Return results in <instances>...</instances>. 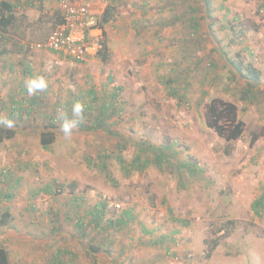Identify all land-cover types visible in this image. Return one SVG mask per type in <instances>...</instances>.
I'll return each mask as SVG.
<instances>
[{"label":"rangeland","instance_id":"1","mask_svg":"<svg viewBox=\"0 0 264 264\" xmlns=\"http://www.w3.org/2000/svg\"><path fill=\"white\" fill-rule=\"evenodd\" d=\"M80 1L95 25L113 8L96 30L104 61L32 48L56 24L61 2ZM25 8L0 38V120L15 131L0 143L7 264H51L55 255L64 264H264V208H252L264 197V0H32ZM37 76L48 88L28 114L18 108L28 97L13 91ZM93 99L66 140L60 112L71 118L74 102ZM212 99L236 107L244 124L237 140L206 126ZM51 123L44 149L39 133ZM137 151L141 167L128 169ZM123 211L131 219L117 227ZM210 241L218 246L206 258Z\"/></svg>","mask_w":264,"mask_h":264},{"label":"trees","instance_id":"2","mask_svg":"<svg viewBox=\"0 0 264 264\" xmlns=\"http://www.w3.org/2000/svg\"><path fill=\"white\" fill-rule=\"evenodd\" d=\"M207 6V4L205 5ZM15 4L14 3H8L6 1H0V38L5 37L8 33L9 27H11L15 21ZM112 6H107L105 9H103L102 15L100 20L96 23L95 27L103 29V24L107 22L108 20H112ZM57 13V22L56 24L61 22V15ZM55 24V25H56ZM54 25V26H55ZM53 26V27H54ZM104 34V33H103ZM7 39V37H5ZM100 56V59L104 61L106 54V46L104 41H101V50L97 53ZM252 73L251 71L249 72ZM253 74V73H252ZM253 75H256L255 73ZM252 79H256V76L252 77ZM92 97L95 96L94 93H91ZM246 99V98H244ZM95 102V99L93 101H90L87 107H85L86 110L92 111L93 104ZM32 104H35V101H32ZM110 108V105L108 103L102 104V112L105 110H108ZM16 112H14L15 114ZM13 114V115H14ZM205 123L208 128H211L214 130L216 135L220 138H223L226 143H231L238 138L241 137V135L244 132V124L242 121L238 120L236 118V107L226 101L220 100V99H212L209 101V103L205 106ZM99 119V118H98ZM79 126V125H78ZM54 125L51 123L45 127H43V130L39 133V139L40 144L44 149H48V147L53 143L54 133H53ZM51 130V131H50ZM15 135V131L11 128H5V126H0V143L9 140L13 138ZM148 162L142 163V168H144ZM155 164L159 166L162 164V159L157 157L155 159ZM130 166L136 168L137 170L140 169L141 166H139L138 162V151L136 153L135 158L133 159L132 164L128 165V169ZM183 169L185 174L189 175L190 173H195V169H187L185 165H183ZM181 170V169H180ZM182 171V170H181ZM186 175V176H187ZM106 207L105 203H102L101 209L96 207L94 209V212L92 214V218L96 224H98L99 219L102 217L103 209ZM252 208L254 209L256 215L260 214L259 210H262L264 208V197H260L257 200L254 201L252 204ZM9 216L8 213H4L3 219L0 221V224L5 223V218ZM131 211H123L121 217L116 220L117 221V227L124 226L130 219H131ZM112 221H110L111 223ZM230 225V226H228ZM234 227V222L229 221L224 227V236H228L230 233V229ZM220 231H222L220 229ZM218 246L217 241H210L207 243V247L204 250L205 257L210 258L211 254L215 250V248ZM94 252H97V249L93 248ZM7 253L4 250V248L0 247V264H7ZM51 264H64L60 255H55L54 260Z\"/></svg>","mask_w":264,"mask_h":264},{"label":"built area","instance_id":"3","mask_svg":"<svg viewBox=\"0 0 264 264\" xmlns=\"http://www.w3.org/2000/svg\"><path fill=\"white\" fill-rule=\"evenodd\" d=\"M61 22L56 24L47 38L31 45L37 50L50 51L60 58L84 63L101 49L98 34H92L95 27L94 15L84 2H61Z\"/></svg>","mask_w":264,"mask_h":264},{"label":"clouds","instance_id":"4","mask_svg":"<svg viewBox=\"0 0 264 264\" xmlns=\"http://www.w3.org/2000/svg\"><path fill=\"white\" fill-rule=\"evenodd\" d=\"M25 88L29 96H34L38 93L46 91L48 88V82L43 76L29 78L25 81ZM84 112L85 105L80 101H76L73 103L71 107V118H69L66 112H60L58 117V119L61 121L60 131L63 133V136L66 140L71 139L73 130L78 127L79 123L84 118ZM0 126L10 128L13 126V122L11 120H0Z\"/></svg>","mask_w":264,"mask_h":264},{"label":"crops","instance_id":"5","mask_svg":"<svg viewBox=\"0 0 264 264\" xmlns=\"http://www.w3.org/2000/svg\"><path fill=\"white\" fill-rule=\"evenodd\" d=\"M12 3H14L15 4V10L16 9H19V7H21L22 9H24L26 6V8H25V10L27 9V8H31L32 7V0H21L20 2H18V1H12ZM92 34H98V31H96V30H93L92 32H91ZM52 53V52H51ZM50 53V54H51ZM53 56H55L54 55V53L52 54ZM91 58V57H90ZM34 63V62H33ZM31 64V63H30ZM27 65H29V64H27ZM26 71H29V70H27V67H26ZM29 72H31V71H29ZM24 80H22V82L23 83H25V81L26 80H28L26 77H24L23 78ZM22 82H19L18 83V90H15V91H13L15 94H16V96L19 98L21 95V98H20V100H22V98L23 97H28V102H26V103H22L21 105H19V110H20V108H22L23 106L26 108V113H31L32 112V108H34L35 107V105H33L32 106V101H34V99L36 98V96L37 95H34V96H29L28 94H27V91H26V88H22L23 86H25V84H23ZM12 91V90H11ZM11 91L9 90V91H5V92H10L11 93ZM45 92V91H44ZM44 92H41V94H43ZM20 94V96H18L17 94ZM11 95V97L10 96H8V100H9V97H10V102H12L13 101V99H17V97H14V95H12V94H10ZM23 100H24V102H25V100H27V99H25V98H23ZM15 102H17V101H15ZM26 104V105H25ZM23 110H25V109H23ZM34 110V109H33ZM28 113V114H29Z\"/></svg>","mask_w":264,"mask_h":264}]
</instances>
